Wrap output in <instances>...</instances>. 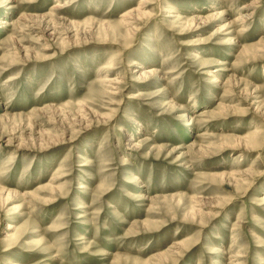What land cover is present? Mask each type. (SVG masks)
Wrapping results in <instances>:
<instances>
[{"label": "rangeland", "instance_id": "obj_1", "mask_svg": "<svg viewBox=\"0 0 264 264\" xmlns=\"http://www.w3.org/2000/svg\"><path fill=\"white\" fill-rule=\"evenodd\" d=\"M0 264H264V0H0Z\"/></svg>", "mask_w": 264, "mask_h": 264}, {"label": "bare ground", "instance_id": "obj_2", "mask_svg": "<svg viewBox=\"0 0 264 264\" xmlns=\"http://www.w3.org/2000/svg\"><path fill=\"white\" fill-rule=\"evenodd\" d=\"M56 9H59V8H56ZM132 13V12H131ZM126 16L127 15H125L124 17L126 18ZM124 17H123V19H124ZM128 18V17H127ZM13 23H14V21L13 22H11V24H6L7 26H10V25H13ZM145 73H148L147 71H145ZM143 187H145V186H143ZM8 230V229H7ZM77 241H78V239H77Z\"/></svg>", "mask_w": 264, "mask_h": 264}]
</instances>
